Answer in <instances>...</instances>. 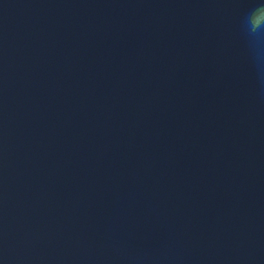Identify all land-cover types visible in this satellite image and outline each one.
Returning a JSON list of instances; mask_svg holds the SVG:
<instances>
[{
	"label": "water",
	"instance_id": "obj_1",
	"mask_svg": "<svg viewBox=\"0 0 264 264\" xmlns=\"http://www.w3.org/2000/svg\"><path fill=\"white\" fill-rule=\"evenodd\" d=\"M258 0H0V264H264Z\"/></svg>",
	"mask_w": 264,
	"mask_h": 264
},
{
	"label": "clouds",
	"instance_id": "obj_2",
	"mask_svg": "<svg viewBox=\"0 0 264 264\" xmlns=\"http://www.w3.org/2000/svg\"><path fill=\"white\" fill-rule=\"evenodd\" d=\"M245 24L264 25V0H258L257 6L246 17Z\"/></svg>",
	"mask_w": 264,
	"mask_h": 264
}]
</instances>
